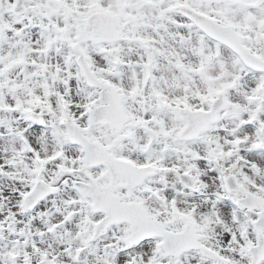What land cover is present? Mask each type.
<instances>
[{"label": "rangeland", "instance_id": "rangeland-1", "mask_svg": "<svg viewBox=\"0 0 264 264\" xmlns=\"http://www.w3.org/2000/svg\"><path fill=\"white\" fill-rule=\"evenodd\" d=\"M105 1L62 0L67 6L76 5L75 8L83 11L84 14L92 11L91 8L99 3L101 10L115 13L121 17L122 21L119 34L124 39L120 38L117 44H114L119 48L121 65L126 66L122 67L124 74L121 77L110 74L112 65L109 61L104 60L105 57L98 55L96 47L86 42L85 48L88 53L87 56L94 63L93 68L97 67L103 70L101 75L103 80L121 94L128 95L124 101L122 100V108L127 113L126 128L113 132L107 125H98L91 127L90 135L107 148L108 140L121 136L125 143L123 147L127 150V154L130 155L134 164L147 163L153 166L154 171L166 169L168 176L167 174L154 175V178L151 175L154 180L153 183L147 184L148 189H155L160 192L164 196L161 198L164 199L166 205L174 203L175 210L184 216L192 215L197 219L202 218L198 221L199 224L211 225L208 229L207 227L204 228L203 231L201 241L205 246L218 251L221 256L226 257L231 262L248 264L250 258L243 252L247 242L238 236L237 225L232 223L231 218L229 219L226 197L219 190L220 182L217 180V173L212 171L211 167L215 165H212L211 161H207L206 148H203L201 141H197L190 147L185 144H178L176 136L172 133L176 127L182 125L177 115V104L176 107L174 104L177 102L180 105L187 104L190 107L207 109L208 104L213 99V93L208 92V89L214 87L220 92L222 91L230 105L220 115L229 117L230 121L225 118L219 119L213 127L217 128L219 140L224 136L225 140L231 139V135L222 131H224L225 126H231V123L235 124V120L232 118V110L240 107L238 109L247 110L251 115V110L258 108V100L256 104L252 98L257 97L258 99L264 95V88L261 84L263 83L264 87L262 73H256L251 69L238 67V65L231 70V65L234 64V56L225 49L219 50L220 54L218 55V49L214 43L208 39L202 41L196 28L171 9L175 2L187 1L190 3L191 0H151L154 7L151 5L152 8L150 7L149 12L142 11V13H137L133 8L134 6L131 7L125 1H122L115 9L106 8ZM196 2L195 6L198 10L215 17L220 23H224L221 11L217 7L206 6L207 3L212 2ZM260 2L261 0H253L252 2L246 0L242 7H234L240 13L245 12L246 15H253L246 18V28L241 26L242 37H244V43L248 47L247 40L249 41L250 38L255 42V45L257 43V46L262 41L264 42V29H256L257 21L264 20V14H252L248 10L251 8L250 6L260 5ZM10 3L11 0H4L1 3L0 17L10 29L16 30L20 34L29 32V35L27 38L18 39L13 31L8 32L6 30L1 35L5 40L1 43L2 49L0 50V253L12 251L10 249L15 248L14 241L21 236L20 233L28 232L29 235L33 233L37 236L32 238L29 236L25 240L26 249L29 247L30 239L39 241L42 236L45 241L47 239V223L61 220L65 214L62 210L66 207L71 210L78 206L81 208V212H79L80 215L73 217L70 223H65L58 229L57 235H63V239L67 237L68 228L72 229L71 226L76 225V220L81 219V224L86 223L89 226L91 220L97 218L92 215L87 222L86 217L81 216V213L83 214L85 211V204L83 200L77 198L71 187L70 189L62 187L60 194H58L60 197H56L54 200L53 198L50 199L61 206L57 212L50 214L48 217L50 220L42 216V210L47 202L42 203L34 211L33 218H30L29 213H23V216L19 213L22 211L19 191L23 192L27 189V171L34 169L36 159L41 160L51 156L50 163L54 167L67 164L72 168L78 164L80 156H82V153H78V145H66L69 142L58 118L63 119V112L67 111L80 126H86L88 106L98 105L100 102L97 100V90L81 91L78 77L75 76L76 69L72 64L69 65V68H64L65 63L62 61L67 54L65 49L61 60L58 59V62L41 54L42 50L46 48L45 37L57 39L59 37L60 42L65 43V45L75 41L77 29L74 18L70 17L64 8L54 11V0H41L40 4L26 0L25 16L17 19L8 12L7 7ZM38 13L41 14L37 16ZM223 13L227 14V11L225 10ZM125 15H129L127 21L123 20ZM49 16L51 17L48 18ZM27 23L37 27L25 31L23 30L24 26L27 25V29L29 28ZM260 24L263 26L262 22ZM39 25L46 30H39ZM143 42L148 43L147 52L142 49L140 43ZM111 47L108 45L106 48ZM251 51L257 53L255 49L251 48ZM146 56L148 58L145 60ZM29 63H32L33 66ZM45 64H48L52 71L51 76L54 69L62 68L63 72L59 78L61 81L52 80L54 77L47 79V81L41 78ZM128 64L135 65L134 73L131 70L127 71ZM172 67H175L176 70H168ZM180 70H185V73ZM147 72H151L154 77L141 91V94H135L136 89L141 88ZM223 75L225 76L223 77ZM209 76H214V78H208ZM81 86L85 90L83 84ZM156 94H159V97L167 104L164 111L170 110L161 114L150 112L144 115L138 107V101L142 96L156 100ZM252 94H256V96H252ZM174 107L175 110L172 109ZM42 108L49 110V113L44 116V123H47V127L39 126L32 121L31 113ZM239 113L240 111L237 114L241 115ZM249 115H243V118L247 119ZM159 119L163 125L159 124ZM138 123V129L134 128L135 124ZM128 130L129 132H127ZM254 130L253 127L246 125V127L241 128L238 137L248 136L252 138ZM132 133L137 136L135 142ZM12 135H16V137ZM20 137L25 139L24 144L19 139ZM125 137L127 138L126 142ZM204 146L208 147L206 144ZM140 148L145 151L146 155L141 156L138 152ZM259 156L261 157L259 158ZM189 163L198 168L199 172L205 174L209 184L212 185L210 188L212 190L208 188L212 193L207 194L206 188L204 189L206 192L198 194L183 192L173 171L186 170L185 165L188 166ZM257 164L259 165V168L257 166V181L264 185V154L257 152ZM91 172L98 176L102 182L106 181V178L101 177L103 175L101 167H93ZM68 178L70 186H72L77 176L69 174ZM169 180L172 184L171 189L167 188ZM8 191L11 192V195L4 194ZM143 191L137 189L134 195L130 197L143 199L145 198ZM221 196L225 198L222 199ZM168 207L171 206L168 205ZM220 211H223L221 218H223L224 224L217 218L220 217ZM14 213L16 215L12 217L11 214ZM181 224L182 222L176 219L173 228L178 229ZM71 232L72 230H69V234ZM58 236L52 239L55 247L59 246ZM151 247L152 243L146 244L145 250H151ZM121 258L122 261L118 264H121L128 257L122 256ZM146 261L138 262L140 264L144 262L146 264L154 262L159 264H214L213 260L203 257L197 250L187 251L178 258L160 257L155 259L149 255ZM87 264L103 263H98V259L91 255ZM259 264H264V260Z\"/></svg>", "mask_w": 264, "mask_h": 264}, {"label": "flooded vegetation", "instance_id": "flooded-vegetation-1", "mask_svg": "<svg viewBox=\"0 0 264 264\" xmlns=\"http://www.w3.org/2000/svg\"><path fill=\"white\" fill-rule=\"evenodd\" d=\"M1 32L2 31H0V34ZM193 141L194 139L184 141L183 143H190ZM242 143L244 145L243 150H245L243 155L242 153H237V143H235L233 147L230 145V142L228 140L225 141L224 139H222L221 144L214 143L213 151L215 152L216 157L214 161L217 164V174L222 180L223 185H225L224 176L229 174L235 175L236 179H234V185L237 187V190L226 189L231 201V214L233 222L238 223L240 230H242L244 234L248 233L249 237L252 238V241L250 243V245H252L257 241V218L259 217V212L262 209L264 210V185H262L261 182L259 184L257 183V147L255 146L257 145V142L253 141L252 143L248 144L246 140H243ZM245 154H249L255 159L248 161L247 157L250 156H245ZM145 166L147 167V173H149L150 170L148 168V165ZM49 168H51L50 165H45L41 169L43 176L37 177L36 180L41 179L44 182L51 183L53 179L57 178L59 171H61L62 177L59 179L58 183L53 186L54 191L51 195L47 196L48 198L56 193L60 185L68 186L67 179H65V176L68 175L67 169L58 167L55 171H53ZM198 179L200 189L202 186V181L201 178ZM135 190L129 192L127 189L120 187L116 191L120 193V198L123 201H133L138 200L136 198L130 197L133 195ZM145 191H147V188H145ZM257 196L259 197L257 198ZM238 202H240L241 204L238 205ZM143 203L146 209L151 214H153L157 218H160L166 224V226L170 228L169 224L173 223V219L176 218L175 215L165 216L164 210L159 209L158 205L152 204L149 199H143ZM52 206H54V209L50 211L49 209ZM59 209L60 208L58 204L50 202L47 205L46 210L43 212V215H47L48 213H51L53 211L55 212ZM62 211L67 213V217L69 219V213L71 210L66 207ZM76 211L78 212V210ZM172 212L173 210L170 211V213ZM178 217L182 218V216L180 215ZM120 225H125L121 228V242L124 245L122 246V250L133 251L134 248L138 247L140 244L131 245L128 236L129 226L124 222L120 223ZM56 226H61V222L53 221L50 224L48 230L50 235L47 236V240L45 242L43 241L37 243V247H35L30 254L20 253L21 259L24 261V264H51L47 260H51L54 264H67L70 261L71 251L68 247H65V242L58 241L59 246L55 247L51 240L52 233ZM84 234L85 233L81 234V237H85ZM81 237L76 236L72 243H77L81 240ZM67 239H69V236H67ZM69 243L70 241H67L66 245H69ZM247 254L249 255L248 250ZM15 258L17 259V255H15Z\"/></svg>", "mask_w": 264, "mask_h": 264}, {"label": "water", "instance_id": "water-1", "mask_svg": "<svg viewBox=\"0 0 264 264\" xmlns=\"http://www.w3.org/2000/svg\"><path fill=\"white\" fill-rule=\"evenodd\" d=\"M188 11H190V9L188 10V9H183V12H185V13H187ZM191 12V11H190ZM192 14H190V13H187L189 16H193V15H195L196 16V14L195 13H193V12H191ZM97 15V14H96ZM96 15H94V16H92L91 17V20L92 19H94L95 18V16ZM100 20H102L103 21V19L102 18H99ZM108 19H113V17L111 16L110 18H108ZM99 22H101V21H99ZM116 22H114V23H110V26H113L114 24H115ZM91 24H90V22H89V19L87 20V26H90ZM110 31H111V33H112V35H113V31H112V29H110ZM110 31H108V30H104V28H103V26H101V25H96L95 27H94V30H92L90 33H87L88 34V37H90V36H92V34L93 33H98L99 34V38H104L105 36H108V35H110L111 33H110ZM87 34H85V35H87ZM98 40V39H97ZM92 84H94V85H98V86H104L103 84H101V83H98V82H93ZM100 161H103V162H107V160H106V158L104 157V156H100ZM109 193V192H108ZM105 195H97V198H96V203L97 204H103L104 202H106L105 201ZM257 250V256L255 257V258H253V260H252V262H251V264H257L258 262H259V260L261 259V258H264V241H259L258 242V245H257V248H255L254 249V251H256Z\"/></svg>", "mask_w": 264, "mask_h": 264}, {"label": "bare ground", "instance_id": "bare-ground-1", "mask_svg": "<svg viewBox=\"0 0 264 264\" xmlns=\"http://www.w3.org/2000/svg\"><path fill=\"white\" fill-rule=\"evenodd\" d=\"M41 13H38L37 16H39ZM226 235V234H225ZM225 239V237H223Z\"/></svg>", "mask_w": 264, "mask_h": 264}]
</instances>
